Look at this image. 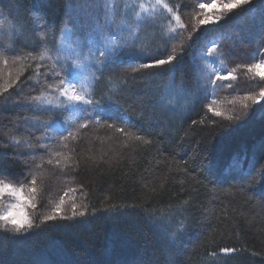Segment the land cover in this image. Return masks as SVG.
Instances as JSON below:
<instances>
[{"label": "trees", "instance_id": "obj_1", "mask_svg": "<svg viewBox=\"0 0 264 264\" xmlns=\"http://www.w3.org/2000/svg\"><path fill=\"white\" fill-rule=\"evenodd\" d=\"M140 1L113 0L114 14H100L101 39L114 32L145 53L162 52L160 59L185 47L183 60L174 71L142 69L143 57L109 62L80 16L79 27H67L75 47L80 41L86 97H104L105 105L58 113L55 127L44 130L46 110L63 105L57 89L76 71L57 51L67 15H78L76 0H19L15 7L0 0V20L12 25L0 26V145H10L0 150V181L27 191L34 224L54 210L63 224L3 242L0 264H264V78L249 70L264 60L259 14L235 9L218 25H198L206 14L199 5L218 0ZM180 25L202 29L191 46L189 32L171 39ZM209 64L234 76L213 83ZM73 204L85 217L59 220ZM105 206L114 210L92 212ZM10 227L0 221V236L17 235Z\"/></svg>", "mask_w": 264, "mask_h": 264}, {"label": "snow or ice", "instance_id": "obj_2", "mask_svg": "<svg viewBox=\"0 0 264 264\" xmlns=\"http://www.w3.org/2000/svg\"><path fill=\"white\" fill-rule=\"evenodd\" d=\"M45 3L50 4L51 0H44ZM160 0H157V3L159 4ZM219 3H222L224 5L223 9L221 10L220 14H216L213 12L211 15L204 14V18L198 17V25H205V24H213L218 25L223 19L226 18V15L228 13H231L232 10L239 9L241 12H250L252 14H259L260 17V25H259V33H258V39L257 44L262 45L264 44V7L260 9H255L252 7L253 0H218ZM19 3V0H12V7L17 6ZM249 6L248 9H244L241 6ZM69 9H72L71 2L68 5ZM143 7V5H141ZM164 8H168V5H163ZM200 9L203 10L206 5L204 3H201L199 5ZM75 11L78 13L76 17H73L72 15H67L65 20V27L62 29V32L65 36V38L69 37L71 35L72 30L67 27L68 24H72L73 28H77L80 25V16H84L89 21V27L93 30L95 33L94 36L90 37L91 45L96 47L97 51L100 52V58H112L109 60V62H113V60L123 57L124 59H139L141 57L147 59V63H143L140 65V68L142 69H157L158 71H174L176 66L183 60L184 53L187 51V48L181 47L179 51H177L176 46H173L171 49V52L167 55L166 59H160L156 58L158 55H161L162 52L157 51L151 54L145 53L143 48H137L135 46L134 40H128L125 39L122 36L116 35L114 32H109L107 37H104L101 39L103 34V25L101 23V16L100 14L103 13L105 20H107L108 16L110 14H114L115 9L113 6V0H76V6ZM169 12H172V9H168ZM140 13L137 12L136 16H139ZM214 17V18H213ZM17 22L20 24L21 27L25 28L27 30L28 22L25 21L22 17H17ZM175 20L177 24H179L180 17L177 15L175 16ZM197 26L193 27L192 32H189L188 28L180 25L179 30L173 29L176 33L175 36L171 37V39H175L177 36L184 39V33L189 32V36L187 38V44L188 46H191L193 44V41L195 40V37L200 34L202 29H199ZM0 26L11 28L12 25L9 24L6 20H0ZM44 27L48 30L52 31L54 30V25L44 24ZM17 31L20 29L17 28ZM76 44V47H71L64 45L63 41H61L60 47L57 49V51L61 54L65 50L70 52L71 54H76L77 49L80 46V41H74ZM167 43L165 42L164 50L167 51ZM215 47V45H213ZM213 47L208 48V52L211 53L213 51ZM102 49V51H101ZM264 52V50H262ZM4 54H7L5 51ZM59 56L57 57V61L59 62ZM73 64H76L75 61L72 62ZM77 67L83 68V64H76ZM107 66V65H105ZM160 66H167L166 68H161ZM261 66L260 63H256L255 65H250L249 70H251L252 67H255L256 69H259ZM62 72H65L67 76V70L63 67L60 69ZM257 75L264 78V72H258ZM218 78L223 80L225 77H220L218 74ZM215 83V81H213ZM71 81H68L67 83L63 82L61 83V87L57 89V91L60 92L61 95L66 96V101L63 103L62 106H58L56 109H48L46 110L49 114V119L45 121L42 125L44 130H48L55 127V120L58 113L68 112L70 111L74 106L76 105H82V106H88V105H96L100 107H104L105 105V98L101 97L100 100H90L86 99L83 95L77 94L75 89H73L71 92H69L67 89L70 86ZM37 100L40 98L37 97ZM260 99L264 100V89L261 90L260 93ZM107 102L109 103H118L117 100H112L111 97L107 98ZM245 109H247V105L244 106ZM261 109H264V104L258 105ZM264 115V111L261 113ZM217 115H220V113H217ZM109 119H111V115L108 116ZM229 121L235 122L241 119L239 115L229 117ZM36 123H39L36 121ZM196 122L193 121V124ZM231 124L224 125V127H230ZM80 128H86V124H81L79 126ZM108 127H114V125L109 124ZM39 130V129H38ZM67 131V129H65ZM68 135L71 136L72 132L68 131ZM51 139V137H50ZM60 139H64L63 135H60ZM17 144L19 142H16ZM10 145L5 143L0 145V150L7 149ZM199 159V157H197ZM209 170V166H204V171L207 172ZM261 176L264 178V165H261ZM16 207V206H14ZM59 207V205H57ZM77 206L73 204L72 206V213L71 216H59V220H73L76 217H85L86 213L85 211H77ZM114 209L109 208L105 206L104 209L98 210L93 208L92 212L97 213L98 211H104L111 213ZM109 219H114L111 215H109ZM0 221H6L8 222L11 227L8 229V231L15 233L17 235L14 236H0V246L3 245V242L9 241L13 242L18 239H22L25 233L32 234L36 229H40L42 226L45 227H51L53 230L59 229L63 227V224L57 223V214L54 210L53 215L50 216H44L41 224H34L32 220L28 219L27 217H21L17 212H15L13 209H10L7 213L0 214ZM48 221H52V225H47ZM32 230V232H30ZM175 234V233H174ZM223 253H231L234 251L232 248H222L220 249Z\"/></svg>", "mask_w": 264, "mask_h": 264}, {"label": "rangeland", "instance_id": "obj_3", "mask_svg": "<svg viewBox=\"0 0 264 264\" xmlns=\"http://www.w3.org/2000/svg\"><path fill=\"white\" fill-rule=\"evenodd\" d=\"M128 2H133L134 4H139L141 3L140 0H127ZM148 3H157V0H147ZM123 5H126L124 3V0H121ZM161 3V1L159 2V4ZM158 4V3H157ZM206 7L204 8V11L206 12V14L211 15V12L213 11H217V10H222L224 5L222 3L219 2H211V3H205ZM126 9V6H124ZM152 9L155 8L153 6H151ZM155 11H158L157 9H155ZM134 18L136 19V17L134 16ZM128 37V36H127ZM61 41H63L64 45L66 46V48L68 46L71 47H75L72 41L71 36L65 38L64 34H62V38ZM61 44V42H60ZM63 54L67 57H70V59L76 62V64L78 63L79 60V55L78 53L76 54H71L70 52H68L67 50H65L63 52ZM76 64H73L74 68L76 69L75 72H73L72 77L70 79L71 84L68 87V91L71 92L73 89H75V91L77 92V94H81L83 95L86 99V91H87V83H88V76L85 73V71L83 70V68L77 67ZM261 66L259 69L255 68V72L256 74L258 72H264V60L260 62ZM210 70L212 71L210 74H213L212 80H216L218 78V74L219 76L221 75L220 72L213 67L212 64H209ZM85 74H84V73ZM234 76V74L232 72H225L222 76L220 77H225V79L223 80H231V78ZM60 101L62 103H64L66 101V96L60 95ZM84 106L82 105H76L74 106L71 110L74 112H77L78 109L82 108ZM30 165V163H29ZM31 166V165H30ZM32 190V189H31ZM26 193L27 191L20 188L17 184L14 183H10L7 181H0V214L2 213H7L10 209H13L15 212H17L21 217H27L29 218V214H28V206L30 205L28 199L26 198ZM16 206V207H14ZM3 223H7L6 221H1ZM10 225V224H9Z\"/></svg>", "mask_w": 264, "mask_h": 264}]
</instances>
